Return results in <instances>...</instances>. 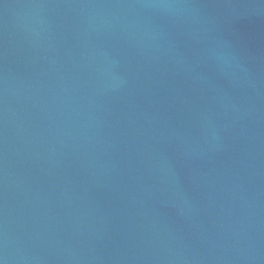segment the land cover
<instances>
[{"label": "water", "instance_id": "95a60500", "mask_svg": "<svg viewBox=\"0 0 264 264\" xmlns=\"http://www.w3.org/2000/svg\"><path fill=\"white\" fill-rule=\"evenodd\" d=\"M0 264H264V0H0Z\"/></svg>", "mask_w": 264, "mask_h": 264}]
</instances>
